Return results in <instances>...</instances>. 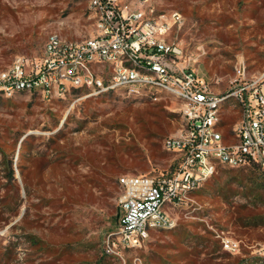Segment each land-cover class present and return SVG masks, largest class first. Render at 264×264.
Segmentation results:
<instances>
[{"label": "rangeland", "instance_id": "374dc122", "mask_svg": "<svg viewBox=\"0 0 264 264\" xmlns=\"http://www.w3.org/2000/svg\"><path fill=\"white\" fill-rule=\"evenodd\" d=\"M142 1L121 0L145 16L181 14L167 37L180 41L182 60L214 91L264 78V0ZM87 6L0 0V71L20 56L30 72L52 33L63 40L91 36ZM178 109L170 96L70 90L46 98L0 90V264H264V187L251 165L219 166L167 207L174 228L150 230L135 248L118 242L119 177L175 168L178 155L162 141L176 132ZM239 116L224 105L226 139Z\"/></svg>", "mask_w": 264, "mask_h": 264}, {"label": "built area", "instance_id": "2783aa9c", "mask_svg": "<svg viewBox=\"0 0 264 264\" xmlns=\"http://www.w3.org/2000/svg\"><path fill=\"white\" fill-rule=\"evenodd\" d=\"M87 8L94 26L91 36L63 40L50 34L45 56L30 72L20 56L0 71V90L6 96L33 92L62 98L73 88H83L87 93L119 91L150 99L170 96L179 102L180 124L162 141L165 150L178 155L175 168L118 180L123 195L114 234L120 244L135 248L150 230L174 228L167 207L184 201L220 164L234 168L254 161L264 169V78L216 92L182 60L180 41L167 37L174 24L182 23L177 11L169 18L145 16L121 0H88ZM225 104L240 112L232 140L225 138L221 125ZM225 245L237 251L235 243Z\"/></svg>", "mask_w": 264, "mask_h": 264}, {"label": "trees", "instance_id": "16d2710c", "mask_svg": "<svg viewBox=\"0 0 264 264\" xmlns=\"http://www.w3.org/2000/svg\"><path fill=\"white\" fill-rule=\"evenodd\" d=\"M71 90H76L78 92H87L85 89L83 88H73ZM247 165H251L252 168H257V170H259V173L257 174L256 176V179L260 182V184L264 187V169L261 167L260 164H258L257 162H254V161H250ZM219 166H224V167H228V168H231L227 165H222L220 164ZM218 166V167H219ZM245 166V165H244Z\"/></svg>", "mask_w": 264, "mask_h": 264}, {"label": "crops", "instance_id": "0c3cea01", "mask_svg": "<svg viewBox=\"0 0 264 264\" xmlns=\"http://www.w3.org/2000/svg\"><path fill=\"white\" fill-rule=\"evenodd\" d=\"M231 108V107H230ZM235 109H237V108H235ZM238 110V109H237ZM239 111V110H238ZM233 139V136L231 137V139L230 140H232ZM229 140V139H228Z\"/></svg>", "mask_w": 264, "mask_h": 264}]
</instances>
